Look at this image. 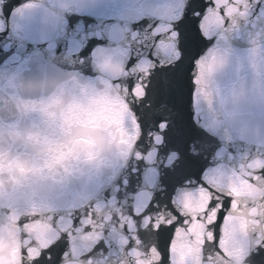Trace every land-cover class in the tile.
I'll use <instances>...</instances> for the list:
<instances>
[{
	"label": "snow or ice",
	"instance_id": "1",
	"mask_svg": "<svg viewBox=\"0 0 264 264\" xmlns=\"http://www.w3.org/2000/svg\"><path fill=\"white\" fill-rule=\"evenodd\" d=\"M230 2V0H228ZM89 0H71L72 6L75 11L69 12L68 21L62 31L57 32L55 35H49L47 38V47L43 49H34L26 51L21 45L18 48L6 47L0 44V64L10 62V60H16L19 55H25L28 60L36 59L37 61L44 60L46 57L49 62L51 61H66L72 60L74 62H84L92 60L97 54H104L110 51L105 47L110 40L119 41L122 37L114 29L105 27L99 23L101 19L108 18L117 14L115 7L116 0H99V5L94 8L88 7ZM220 0H190L188 9L184 12L183 16L173 24V31L176 34L177 39L180 41L181 51L186 52L190 48H194L197 42H203L206 37L201 32L203 25L201 19L205 17V14L213 9H216L218 14L224 13V8L217 5ZM254 12L264 13V0H255ZM95 18L96 23L92 22ZM83 21V23H81ZM151 23V27L148 24ZM159 21L142 20L139 24L133 25V33L139 30L147 28V34L150 35L149 40H145V44L151 43L152 48L148 49V56L154 60L152 71L150 72V78L154 85V93L156 98V105L159 109L169 108L174 94L177 90L179 80L182 73V66L184 62V56L175 64L168 63L170 53L167 46L161 47L162 36L161 34L154 32L157 28ZM216 25L214 22H210L208 25V31L214 32ZM3 35H7L5 30ZM107 37V38H106ZM131 38V37H126ZM142 37L136 36V39ZM3 40V36L0 35V41ZM135 43V40L133 41ZM143 47V46H141ZM196 56L192 57V62L195 63ZM136 63L135 59L129 61V67ZM143 86V81L141 82ZM133 85H129V90L133 89ZM147 94V88L145 89ZM151 107V105H150ZM158 127L164 131H167L171 124L168 120L160 119L158 121ZM203 175V170L201 171ZM215 207V203H213ZM233 208L234 204L229 202L228 205L220 203L218 214L216 218L210 222V227L218 229L221 227L220 221L227 219V214L224 212L225 208ZM75 223H79L76 221ZM154 223V222H153ZM176 225L173 222L167 224H160L156 227L157 233H168L167 240L171 241V233L175 230ZM213 242H217V233L213 232ZM58 249V250H57ZM96 246H92L91 251H95ZM66 252L65 247L54 245L42 253L40 257L35 258L33 264H60L63 254ZM107 254L106 252L104 253ZM248 264H264V241H261L255 246V251H250L246 257ZM165 264H167L168 256L163 257ZM90 264V260H89Z\"/></svg>",
	"mask_w": 264,
	"mask_h": 264
}]
</instances>
